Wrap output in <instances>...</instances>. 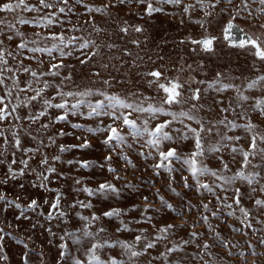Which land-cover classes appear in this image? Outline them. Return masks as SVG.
Masks as SVG:
<instances>
[{
    "label": "snow or ice",
    "instance_id": "1",
    "mask_svg": "<svg viewBox=\"0 0 264 264\" xmlns=\"http://www.w3.org/2000/svg\"><path fill=\"white\" fill-rule=\"evenodd\" d=\"M125 2L108 0V3L96 6L85 0H75V3H70V0H38V5L27 3V0H0V12L16 14L15 23L0 19V26H3L0 29V165L5 166L0 173V185L14 183L16 187L25 189L24 181L27 180L38 192L42 190L50 194L10 196L0 190L2 223H8L7 217L11 213L15 221H28L33 234L37 229L46 233L48 244L56 251L51 264H141V260L142 264H194L196 260L203 264H228L226 258L233 256L239 242L232 243L220 231H215L210 217L220 219L223 216L226 224L228 218L236 217V223L231 225L232 231L246 236L260 233L259 243L264 245V227H257L264 226V130H259V125L249 115L250 109L264 116V95L248 94L251 90L264 92V40L246 35L238 41L241 48L250 45L249 50L259 61L253 65L258 74L245 78L241 84L234 82L238 78L219 71L212 79L189 75L182 81L179 75L169 76L161 66L156 65V60H164V55L157 53L154 60L147 52L140 55L127 47L121 50L122 55H110L105 62L100 46L84 35L85 25L90 24L97 32L101 29L94 17L85 19L81 24L82 17L77 15L76 8L77 5L83 6L90 16L94 12L110 15L111 9ZM136 2L146 4L144 12L148 17L155 13L179 17L181 25L185 24V15L193 21L194 8L203 9L205 16H211L219 9L221 13L227 12L229 17L224 32H231L237 27L234 20L241 13L252 15L249 0H240L239 5L235 0H195V4L185 3V0ZM167 6H171V10ZM24 12H35L37 15L25 18L22 15ZM256 12L264 16V0H259ZM74 15H77L75 24L72 23ZM195 23L201 27L204 25V21L199 19ZM17 24L31 26L36 31L29 36ZM131 27L137 33L144 31L139 24ZM260 27L264 28V23ZM119 31L125 35L129 32L126 20L121 23ZM188 40L196 46L192 48L193 52L197 51V47L211 52L217 37L203 35L199 39L188 37ZM231 42L237 43L235 40ZM131 43L136 48L141 47L138 39H133ZM106 47L111 52L117 45L108 43ZM125 56L135 58L128 62ZM97 57H100L99 61ZM25 59L34 62L36 67L26 64ZM72 60L78 61L81 70L88 68L90 86L81 87L76 83L77 64ZM113 60L119 61L121 66L127 64L125 76L130 77L131 70L136 69L137 76L148 78L147 84L155 87L156 95H145L139 90L125 91L123 95L113 91L114 83H126L123 77L118 79L111 72L107 76L102 74L103 70L116 67L110 63ZM146 63L156 66L141 67ZM186 67L195 71L191 64ZM198 67L203 72L204 62L200 61ZM204 75L207 76V73L204 72ZM127 83H132L131 78ZM229 91L234 95H224ZM250 100L254 102L248 105ZM214 109L219 110L217 116H210ZM205 116L209 118L206 120ZM58 124L63 126L56 128ZM32 125H38L35 133ZM39 133H49L47 143ZM69 136L79 142H58L57 138ZM24 137L30 138L36 146H26ZM242 140H247V147L241 143ZM141 141L143 143L138 152L145 160L150 157L154 161L151 167L157 176L163 169L174 183L177 171L174 162L180 164L183 188L195 189L201 196L206 192L213 199H201L198 205L189 201L183 207L174 206L156 189L159 208L148 196H141V205L113 206L108 201L119 202L125 198L122 188L116 183L102 178L92 186L85 176H69L55 163H66L72 166L75 173L106 168L115 180H120L119 170L113 165V153L126 165L135 168L124 149H131L134 143L140 144ZM185 141H191L192 145L187 152L181 150ZM97 142L106 149L102 160L86 155L89 150L95 149ZM51 145L57 147V152H41V148L47 149ZM145 148L147 152L143 150ZM73 150L85 155L65 161L62 154ZM17 152L22 154L19 161L16 159ZM225 153L230 154L229 159L225 158ZM237 156L241 157L240 166L233 171L230 165L236 162ZM213 158L219 162L216 167L207 162ZM69 179L72 183L67 184L68 191H64ZM147 183L154 187L153 181ZM124 187L134 189L135 185L125 182ZM168 187L176 196H181L171 183ZM71 192L82 193L85 198H70ZM245 198L251 201V206L245 203ZM193 208H202L203 211L199 220L189 222L188 215ZM133 210L139 214L132 216L129 222L126 217ZM165 211L176 215L158 221L157 214ZM74 219L80 226L68 227ZM106 220L110 224L113 220L119 223L111 224L110 230L105 225ZM133 224L147 227L136 229L131 241L115 235L132 233ZM203 225L208 226V233H213L209 239L201 240L206 233L195 230ZM186 227L191 228L188 238L180 237L179 242L170 240ZM8 236L12 233L0 227V261L5 264L9 260L4 251V241ZM12 239L17 238L12 236ZM165 241L168 243L161 251L158 244ZM18 243L23 244L25 249L21 253V264H34L29 245L22 239ZM193 244L198 251H189ZM219 245L227 251L214 256L210 249ZM248 247L255 255L256 246L251 241ZM117 249L118 253L113 255ZM186 252L187 255H178ZM205 255L212 259H204ZM244 255L241 249L239 256ZM39 257V264H49L43 250ZM241 264H246V260Z\"/></svg>",
    "mask_w": 264,
    "mask_h": 264
},
{
    "label": "rangeland",
    "instance_id": "2",
    "mask_svg": "<svg viewBox=\"0 0 264 264\" xmlns=\"http://www.w3.org/2000/svg\"><path fill=\"white\" fill-rule=\"evenodd\" d=\"M86 3L93 4L96 6H100L102 4L108 3V0H85ZM155 2V0H153ZM27 3L30 4H37L38 0H27ZM70 3H75V0H70ZM185 3H193L195 4V0H185ZM237 5L240 4V0H235ZM250 9L252 15H249L247 12L241 13L239 17L234 20V23L242 28L247 34L254 35L259 37L260 39L264 40V28H261L260 25L264 23V16L256 12V8L259 6V0H249ZM223 6V5H221ZM146 4L137 3L136 0H126V2L114 9H111V14L107 13H92L91 16L84 11L83 6L77 5L76 13L78 16L82 17L80 19V23L83 24L85 19L91 20L93 17L96 21V25L101 31H94L93 28L89 25H85V32L84 35L89 36L90 39L96 41V44L100 46L101 52L103 53L105 62L107 61V57L110 55H122L121 50L124 47H127L133 53H139L140 55H144L145 52L148 55L152 56L153 59H156V54L160 53L164 55V60H156V65L162 67V70L166 72L169 76H177L179 75L182 81L186 80L189 75H194L198 79H212L215 76L216 72H222L226 76L230 75L232 77L238 78L235 79L234 82L236 84H241L245 78H250L258 73L255 72L253 68L254 64H258V58L254 57L252 51L249 49L251 46L241 47H232L229 46L228 43L223 39V28L226 27V21L228 20V13L224 12L221 13L219 9L213 12L211 16H205L204 10L199 8H194L193 12V21H189L187 15L184 16L185 24L181 25L179 23V17L172 18L168 17L164 14L155 13L152 17H148L147 14L144 12ZM171 10V6H167ZM44 11H49L45 9ZM179 11V10H177ZM43 14V13H41ZM22 15L25 18H31L37 13L35 12H24ZM77 15L72 17V23H77ZM255 17V18H254ZM0 19H6L12 22H16V14H5L0 12ZM199 19L204 21L203 27L199 24L195 23V20ZM127 21L129 26V32L125 35L119 31L121 23L123 21ZM142 25L144 31L142 33H137L131 27L132 25ZM3 26H0L2 29ZM17 27L21 29V31H25L29 36L36 31V29L32 28L31 26L27 25H19ZM57 30H59V25L56 26ZM90 34V35H89ZM203 35H215L217 40L213 43L214 50L211 52H205L200 47H197V51L193 52L192 48L196 47L191 44L188 40V37L193 38H201ZM133 39H138L141 41V47L136 48L135 45L131 43ZM183 40L184 43L181 44L180 41ZM108 43H114L117 45V48L108 50L106 45ZM14 46V44H13ZM143 49V51H141ZM133 57L125 56L124 59L130 62ZM100 57H97L99 61ZM204 62V70L203 72L198 67L199 62ZM72 63L77 64V75H76V83L81 87L90 86L91 81L89 80V72L88 68L85 67L82 70L78 64V61L72 60ZM26 64H32L33 67H36V64L32 61L25 59ZM110 63H114L116 65L115 68L110 67L107 70H103L102 74L107 76L109 72L112 75L117 76V78L123 77L126 81L124 85H119L118 82L114 83L113 91L123 95L125 91H142L145 95L155 96L156 91L155 87H149L147 84L148 78H141L140 76L136 75V69H132L129 76H125L124 73L128 71L127 64L121 66L119 61L113 60ZM187 64H191L195 71L188 69L186 67ZM156 65L152 64H142L141 67H154ZM46 66V65H45ZM183 68L181 72L180 69ZM204 72L207 73V76L204 75ZM23 76V74H22ZM131 78L132 83H127V80ZM97 86L99 85V81H96ZM71 87V85H69ZM203 87V86H201ZM249 95H264V92L259 90H251L248 93ZM224 95H234L233 92L229 91ZM211 102V100H209ZM254 101H248V105H251ZM187 107V105L185 106ZM218 109H214L210 116H217ZM203 115V113H201ZM249 115L252 116L253 122L259 125V130H264V116H260L258 113H254L249 109ZM164 117H161L163 119ZM209 116H205L207 120ZM11 123V121H9ZM27 123V122H25ZM91 123V121H89ZM63 125H56V128L62 127ZM195 126V125H194ZM38 125H32V130L35 133ZM51 131H55L52 129ZM127 131V128L124 129ZM49 133H39L40 138L47 143L46 136ZM79 135V133H77ZM231 134V133H230ZM58 142L62 143H78L79 141L75 140L73 137H64V138H57ZM130 142H131V138ZM140 144H133L131 149L125 148V153L133 160L134 164L136 165L133 168L131 165H126L125 162L120 159L115 153H113V165L118 168L119 175L121 177L120 180H115L113 174H109L107 169H100L94 168L90 170H84L79 173H75L72 169V166L67 165L66 163L62 162H55L57 166L63 170L67 175L71 176L73 174H78L85 176L87 178V183L89 185L95 186L100 179L106 178L113 183H116L120 186L124 192L125 198L117 201H108V203L112 204L113 206H120L126 207L129 206L131 203H135L137 205H141L143 201L141 200V196H148L151 201L154 202L155 207H160L159 197L155 195L156 189L160 190V195L165 197L169 203H172L174 206L180 205L183 207L189 201L193 205H198L201 199L212 200L213 198L209 196L206 192L201 196V193L196 191L195 189H185L182 186L181 179H180V164H175L177 171L174 173L176 179L173 183L169 179V174L164 172L161 169V175L157 176L151 165L154 161L149 157L145 160L144 156H141L138 152V149L141 147ZM179 143V141H178ZM242 144L244 147L248 146L247 140H242ZM24 144L26 146H36V143L33 142L30 138L24 137ZM191 141H185L182 144L181 150L183 152H187L188 149L191 148ZM145 152L148 149H143ZM47 151L49 154L57 152V147L55 145L49 146L47 149L41 148V152ZM119 151V149H118ZM106 154V149L102 144L99 142L96 143V147L94 150H89L87 152V157L102 160L103 155ZM81 155H85L79 150H73L72 152L63 153V159L66 161L70 158H79ZM22 154L17 152L16 159L19 161ZM225 158L229 159L230 154L225 153ZM36 159H39L37 157ZM241 157L237 156L236 162L231 163L230 167L233 171H235L240 165ZM210 166L216 167L218 166L219 162L216 159H210L207 161ZM32 163H35L33 161ZM4 165H0V173L4 171ZM188 175L187 172L184 173ZM147 181H153L154 187L147 183ZM125 182L131 183L135 185L134 189L124 187ZM26 187L25 189H20L16 187L14 183H10L8 185H0V190L6 191L10 196L14 195H21L24 196L26 194H33L36 193L38 195L48 196L50 194L44 193L42 190L38 192L37 189L31 187L27 180L24 181ZM72 181L69 179L65 186L64 191H68L67 184H71ZM172 184L173 187L177 189L181 193V196H176L173 193L168 185ZM191 183V181H190ZM55 186V185H54ZM259 194V193H258ZM78 198L84 199L85 195L80 193L77 194L75 192L70 193V198ZM96 202L95 200L93 201ZM245 203L248 206H251V201H248L245 198ZM99 207V205H97ZM186 210V209H185ZM203 209L193 208L192 212L188 215V220L191 222L192 220H199L200 212ZM87 215L88 212L85 211ZM138 212L133 210L127 217L126 220L129 222L131 221L132 216H138ZM158 221L161 218L167 219L169 217H175V213L170 211H165L164 213L157 214ZM210 215V214H209ZM237 216L239 213L237 212ZM211 221L214 226L215 231H220L225 237L230 239L232 243L239 242V248L233 250V256L228 257L227 262L228 264H241V261L246 260V264H264V245H260L259 240L261 238L260 233L250 234V235H243L242 233H237L232 231L231 225L236 223V217L228 218L227 224L225 223V219L222 216L220 219L211 218ZM8 223H2L4 221V216L0 214V227H4L7 232H11L12 236H15L17 239H12V236H8L5 238L4 244L5 248L4 251L8 255L9 260L6 264H21V253L25 250L23 244L18 243V240H23L24 243L29 245V248L32 250V260L34 264H39L40 257L39 253L43 250L46 256L49 258V264H51V258L55 257L56 251L54 246H50L48 244V240L46 239L47 234L42 232L41 230L37 229L35 234L29 229V222L28 221H15L12 217V214L9 213L7 217ZM119 222L116 220L111 221V224H118ZM111 224L106 220L105 225L109 227L111 230ZM18 225V227H17ZM80 226L77 220H73L68 227H77ZM64 227V225H61ZM139 227H147V225H132L133 232H123L115 235H119L121 239H127L131 241L134 238L135 230ZM257 227H264L259 226ZM207 225L197 226L195 229L198 232L206 233L201 240L209 239L213 236V233L207 232ZM191 231L190 227H186L184 230L178 233L176 237H170V240H175L179 242L180 237L188 238V233ZM248 231V230H246ZM32 237L29 239V237ZM251 241L253 245L256 246L255 252L256 254H252L251 248L248 247V242ZM168 243L167 241L161 242L158 244V247L161 251L164 250V244ZM87 246V245H86ZM169 246H171L169 244ZM244 250L245 255L243 257L239 256V251ZM189 251H198L195 248V244L191 246ZM213 255L224 254L227 250L223 248L222 245L215 246L210 249ZM118 253V249L114 251L112 254L116 255ZM188 253H180L178 255H187ZM204 259L211 260L212 257L207 255L204 256ZM0 264H5V262L0 261ZM142 264V260H141ZM194 264H203L202 261L196 260Z\"/></svg>",
    "mask_w": 264,
    "mask_h": 264
},
{
    "label": "water",
    "instance_id": "3",
    "mask_svg": "<svg viewBox=\"0 0 264 264\" xmlns=\"http://www.w3.org/2000/svg\"><path fill=\"white\" fill-rule=\"evenodd\" d=\"M247 34L242 28H240L238 25L237 27L233 28L231 30V32H224L223 31V39H225V41L228 43L229 46L232 47H240L238 44V41L240 39H244L246 37ZM235 40L237 41V43H232L231 41ZM214 43V41H213ZM246 46H250V45H246Z\"/></svg>",
    "mask_w": 264,
    "mask_h": 264
}]
</instances>
